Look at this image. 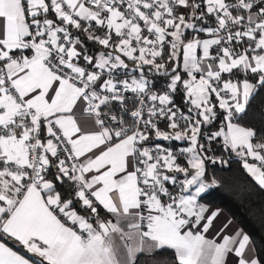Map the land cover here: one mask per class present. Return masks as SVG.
I'll return each mask as SVG.
<instances>
[{
	"label": "snow or ice",
	"instance_id": "1",
	"mask_svg": "<svg viewBox=\"0 0 264 264\" xmlns=\"http://www.w3.org/2000/svg\"><path fill=\"white\" fill-rule=\"evenodd\" d=\"M257 97L264 0H0V264H264L202 202L264 189Z\"/></svg>",
	"mask_w": 264,
	"mask_h": 264
},
{
	"label": "trees",
	"instance_id": "2",
	"mask_svg": "<svg viewBox=\"0 0 264 264\" xmlns=\"http://www.w3.org/2000/svg\"><path fill=\"white\" fill-rule=\"evenodd\" d=\"M162 84L163 80L158 79ZM264 103V98L257 97L253 101V109L259 111V106ZM166 144V142H160ZM179 142H172L167 145L173 149L178 147ZM224 158L228 164L209 165V175L215 174L220 179L219 187L210 189L203 197L204 203L210 207L223 210L234 223L242 228L257 244H264V226L259 224V212L264 207V189H261L251 177L242 169L238 160L234 156L230 157L224 153ZM20 251L26 257L31 254ZM173 252L171 250H153L151 253L145 252L137 255V264H172Z\"/></svg>",
	"mask_w": 264,
	"mask_h": 264
},
{
	"label": "crops",
	"instance_id": "3",
	"mask_svg": "<svg viewBox=\"0 0 264 264\" xmlns=\"http://www.w3.org/2000/svg\"><path fill=\"white\" fill-rule=\"evenodd\" d=\"M212 209H215V208H213V207H211ZM224 218H229V216L222 210V216H221V219H224ZM234 225L236 226V227H239L237 224H235L234 223ZM27 258V257H26Z\"/></svg>",
	"mask_w": 264,
	"mask_h": 264
}]
</instances>
